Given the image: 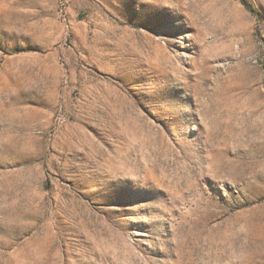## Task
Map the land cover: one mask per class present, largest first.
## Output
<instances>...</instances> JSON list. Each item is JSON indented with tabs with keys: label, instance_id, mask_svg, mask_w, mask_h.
<instances>
[{
	"label": "rangeland",
	"instance_id": "374dc122",
	"mask_svg": "<svg viewBox=\"0 0 264 264\" xmlns=\"http://www.w3.org/2000/svg\"><path fill=\"white\" fill-rule=\"evenodd\" d=\"M0 0V264H264V0Z\"/></svg>",
	"mask_w": 264,
	"mask_h": 264
},
{
	"label": "trees",
	"instance_id": "16d2710c",
	"mask_svg": "<svg viewBox=\"0 0 264 264\" xmlns=\"http://www.w3.org/2000/svg\"><path fill=\"white\" fill-rule=\"evenodd\" d=\"M241 2L247 7L251 9V5L247 0H241Z\"/></svg>",
	"mask_w": 264,
	"mask_h": 264
}]
</instances>
